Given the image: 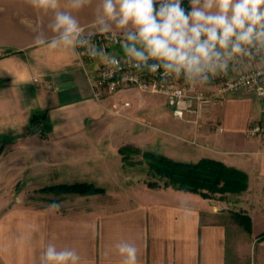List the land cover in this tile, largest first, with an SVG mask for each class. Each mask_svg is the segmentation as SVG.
Returning a JSON list of instances; mask_svg holds the SVG:
<instances>
[{
    "label": "crops",
    "instance_id": "obj_1",
    "mask_svg": "<svg viewBox=\"0 0 264 264\" xmlns=\"http://www.w3.org/2000/svg\"><path fill=\"white\" fill-rule=\"evenodd\" d=\"M99 3L74 13L84 35L103 33L93 26ZM52 19L26 0H0V151L22 148L23 170L38 167L58 184L95 185L108 199L77 211L18 203L5 170L21 166L2 162L0 264H39L48 243L75 248L80 264H121L115 247L121 242L137 246L139 264H264V138L246 135L261 118L258 101L231 96L199 117L175 120L161 94L133 89L96 100L90 78L125 54L123 47L88 61L76 47L36 45L32 26L51 39ZM125 31L113 25L110 32ZM33 114L41 118L36 134ZM120 120L131 125L123 130ZM26 139L43 143L19 144ZM127 145L185 163L221 162L247 175V189L206 199L149 187L147 170L123 163L119 149Z\"/></svg>",
    "mask_w": 264,
    "mask_h": 264
},
{
    "label": "clouds",
    "instance_id": "obj_2",
    "mask_svg": "<svg viewBox=\"0 0 264 264\" xmlns=\"http://www.w3.org/2000/svg\"><path fill=\"white\" fill-rule=\"evenodd\" d=\"M26 3L36 12L53 14L48 25L51 39L39 24L32 26L36 45L55 50L85 44L84 29L74 13L92 0H66L64 6L61 0ZM113 25L126 30L123 49L134 67L153 73L163 69L164 76L183 77L193 84H207L210 77L227 74L234 60L264 51V0H188L187 7L184 0H100L93 26L108 33ZM89 55H97L95 48ZM109 63L118 66L120 61L111 58ZM49 208L56 211L59 205ZM115 247L121 264H139L135 244ZM80 261L75 248H58L55 243H48L39 256V264Z\"/></svg>",
    "mask_w": 264,
    "mask_h": 264
},
{
    "label": "built area",
    "instance_id": "obj_3",
    "mask_svg": "<svg viewBox=\"0 0 264 264\" xmlns=\"http://www.w3.org/2000/svg\"><path fill=\"white\" fill-rule=\"evenodd\" d=\"M124 33L83 34L85 44L78 45L77 52L83 60H96L101 57V52L105 54L123 47ZM91 48L97 51L96 56L89 55ZM253 55L254 58L234 60L227 74L210 77L207 84L201 85L193 84L183 77L164 76L163 69L153 73L145 67L136 68L123 54L114 57L120 61L118 66L111 65L109 59L94 71L93 78H90L93 97L100 101L104 97L133 89L161 94L172 117L185 120L190 116H201L220 105L227 97L249 96L258 101L261 118L248 125L246 135L249 138H264V51H254ZM122 106L128 107L129 103L125 102ZM215 129L222 130L219 125Z\"/></svg>",
    "mask_w": 264,
    "mask_h": 264
},
{
    "label": "trees",
    "instance_id": "obj_4",
    "mask_svg": "<svg viewBox=\"0 0 264 264\" xmlns=\"http://www.w3.org/2000/svg\"><path fill=\"white\" fill-rule=\"evenodd\" d=\"M184 6L187 7L188 2H184ZM40 119L36 114L31 117L30 124L33 130L38 127ZM119 153L123 163L128 166L136 165L127 163L129 156L140 154L148 175L156 179L147 183L152 188L171 187L175 190L198 194L206 199H212L216 195L241 194L247 189L248 179L243 171L227 167L212 159L185 163L150 151L140 152L139 149L129 145L121 147ZM50 189L87 195L104 193V189L88 183L60 184ZM244 224L245 228L249 229V220L244 221ZM260 238H264V234Z\"/></svg>",
    "mask_w": 264,
    "mask_h": 264
},
{
    "label": "rangeland",
    "instance_id": "obj_5",
    "mask_svg": "<svg viewBox=\"0 0 264 264\" xmlns=\"http://www.w3.org/2000/svg\"><path fill=\"white\" fill-rule=\"evenodd\" d=\"M188 2V1H184ZM143 92V91H142ZM149 95H156V93L144 92ZM131 123L127 120H120L121 129L123 126H129ZM40 141H29L25 140L19 142L20 145L36 146L38 144H42ZM33 145V146H32ZM18 148V147H17ZM21 148L19 152L14 153L11 147L7 148L4 153L0 151V164L2 162H16L18 166L8 170H5L7 173L5 176L10 179V187L15 188L16 202L21 204L32 205L33 207H43L46 205H51L56 203L59 207L69 208L71 210L77 211L83 208L92 207L93 205H101L108 199L105 197V191L103 194H95V195H87L80 194L73 191H58L54 189H50L52 187L58 186L60 184L57 183L58 178L53 175L44 176L41 174L39 168L31 169L30 171H25L22 168V164L25 160L24 152ZM140 152L143 150L139 149ZM127 163L136 164L135 166L139 171L146 173L145 164L141 160V156L132 155L129 156ZM137 163L141 165H137ZM5 166L0 169V172ZM155 178L147 175L146 181H154ZM9 183V182H8ZM162 183L160 182V185ZM216 195L214 198L218 197ZM67 208V209H68Z\"/></svg>",
    "mask_w": 264,
    "mask_h": 264
},
{
    "label": "water",
    "instance_id": "obj_6",
    "mask_svg": "<svg viewBox=\"0 0 264 264\" xmlns=\"http://www.w3.org/2000/svg\"><path fill=\"white\" fill-rule=\"evenodd\" d=\"M40 130H41V128L38 126L36 129L33 130L32 133H33V134H36V133H38Z\"/></svg>",
    "mask_w": 264,
    "mask_h": 264
}]
</instances>
